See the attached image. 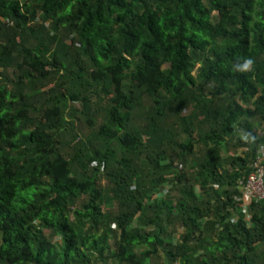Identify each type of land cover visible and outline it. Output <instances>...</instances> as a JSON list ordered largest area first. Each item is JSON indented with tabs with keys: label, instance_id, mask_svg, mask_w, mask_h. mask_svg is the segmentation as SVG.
<instances>
[{
	"label": "trees",
	"instance_id": "obj_1",
	"mask_svg": "<svg viewBox=\"0 0 264 264\" xmlns=\"http://www.w3.org/2000/svg\"><path fill=\"white\" fill-rule=\"evenodd\" d=\"M261 149L264 0H0V264H264Z\"/></svg>",
	"mask_w": 264,
	"mask_h": 264
},
{
	"label": "built area",
	"instance_id": "obj_2",
	"mask_svg": "<svg viewBox=\"0 0 264 264\" xmlns=\"http://www.w3.org/2000/svg\"><path fill=\"white\" fill-rule=\"evenodd\" d=\"M238 188L240 196L236 200L242 203V212L250 219L248 209L251 203L264 200V149H261L260 156L252 164V171L239 182Z\"/></svg>",
	"mask_w": 264,
	"mask_h": 264
},
{
	"label": "rangeland",
	"instance_id": "obj_3",
	"mask_svg": "<svg viewBox=\"0 0 264 264\" xmlns=\"http://www.w3.org/2000/svg\"><path fill=\"white\" fill-rule=\"evenodd\" d=\"M189 176V175H188ZM190 176L188 180H192V177H193V173H190Z\"/></svg>",
	"mask_w": 264,
	"mask_h": 264
},
{
	"label": "clouds",
	"instance_id": "obj_4",
	"mask_svg": "<svg viewBox=\"0 0 264 264\" xmlns=\"http://www.w3.org/2000/svg\"><path fill=\"white\" fill-rule=\"evenodd\" d=\"M247 63H250V61H248ZM247 66V64L245 65V67Z\"/></svg>",
	"mask_w": 264,
	"mask_h": 264
}]
</instances>
